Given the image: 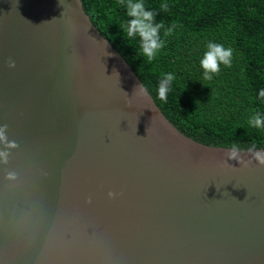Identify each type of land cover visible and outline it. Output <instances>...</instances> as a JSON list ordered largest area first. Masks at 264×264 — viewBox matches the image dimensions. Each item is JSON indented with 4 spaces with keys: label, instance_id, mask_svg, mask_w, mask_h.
Segmentation results:
<instances>
[{
    "label": "water",
    "instance_id": "water-1",
    "mask_svg": "<svg viewBox=\"0 0 264 264\" xmlns=\"http://www.w3.org/2000/svg\"><path fill=\"white\" fill-rule=\"evenodd\" d=\"M141 85L81 0H0V264H264V149L193 140Z\"/></svg>",
    "mask_w": 264,
    "mask_h": 264
},
{
    "label": "trees",
    "instance_id": "trees-1",
    "mask_svg": "<svg viewBox=\"0 0 264 264\" xmlns=\"http://www.w3.org/2000/svg\"><path fill=\"white\" fill-rule=\"evenodd\" d=\"M93 25L127 61L167 119L193 140L220 147L264 149V131L247 120L264 111V0H145L157 13L166 46L152 62L130 46L120 24L122 0H81ZM167 3V10L160 5ZM172 32L166 35L168 29ZM208 41L234 52L232 66L202 80L199 59ZM175 77L167 102L157 96L162 73Z\"/></svg>",
    "mask_w": 264,
    "mask_h": 264
},
{
    "label": "clouds",
    "instance_id": "clouds-1",
    "mask_svg": "<svg viewBox=\"0 0 264 264\" xmlns=\"http://www.w3.org/2000/svg\"><path fill=\"white\" fill-rule=\"evenodd\" d=\"M125 11V17L120 24L125 38L130 46L138 44L137 52L140 57L147 62H152L157 58L160 51L166 46V41L161 36L164 25L157 22V13L154 12L145 0H122L120 5ZM161 9L167 10V3L160 5ZM172 28H169L166 35L171 34ZM234 52L231 47H226L223 43L208 41L205 45L203 55L199 59L200 68L202 69V80L211 81L214 75H218L221 67L230 68L232 66ZM9 67H15V62L10 61ZM175 77L172 73H162L159 80L157 96L161 101L167 102L168 93L172 90ZM136 95L144 99L150 100L147 89L141 85ZM258 99L264 104V88L258 92ZM247 126L250 129L264 131V111L257 110L247 120ZM6 139V126L0 127V141ZM255 145L248 149L253 152ZM240 146L233 143L230 146L229 158L237 159ZM255 160L264 165V151H254ZM7 153L0 152V157L6 158ZM109 197H113L115 193L109 192Z\"/></svg>",
    "mask_w": 264,
    "mask_h": 264
}]
</instances>
